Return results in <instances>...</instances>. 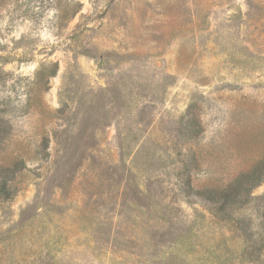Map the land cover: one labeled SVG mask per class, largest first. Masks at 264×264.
I'll list each match as a JSON object with an SVG mask.
<instances>
[{
  "label": "rangeland",
  "instance_id": "obj_1",
  "mask_svg": "<svg viewBox=\"0 0 264 264\" xmlns=\"http://www.w3.org/2000/svg\"><path fill=\"white\" fill-rule=\"evenodd\" d=\"M261 162L264 0H0V264H264Z\"/></svg>",
  "mask_w": 264,
  "mask_h": 264
},
{
  "label": "trees",
  "instance_id": "obj_2",
  "mask_svg": "<svg viewBox=\"0 0 264 264\" xmlns=\"http://www.w3.org/2000/svg\"><path fill=\"white\" fill-rule=\"evenodd\" d=\"M264 162L258 164L254 170L248 174L242 175L230 187L224 191H197L198 196L211 195L209 199L214 204H221V210H233L240 203L237 199L243 194H250V191L262 182L264 178ZM19 166L3 167L0 166V201L7 202L12 197L10 183L13 181ZM242 204V203H241Z\"/></svg>",
  "mask_w": 264,
  "mask_h": 264
}]
</instances>
